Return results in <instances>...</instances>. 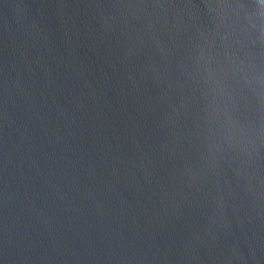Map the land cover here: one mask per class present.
<instances>
[{
  "label": "water",
  "instance_id": "obj_1",
  "mask_svg": "<svg viewBox=\"0 0 264 264\" xmlns=\"http://www.w3.org/2000/svg\"><path fill=\"white\" fill-rule=\"evenodd\" d=\"M0 264H264V0H0Z\"/></svg>",
  "mask_w": 264,
  "mask_h": 264
}]
</instances>
